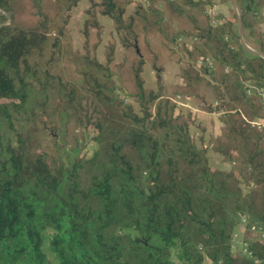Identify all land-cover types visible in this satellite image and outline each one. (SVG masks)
Returning <instances> with one entry per match:
<instances>
[{
  "label": "trees",
  "instance_id": "1",
  "mask_svg": "<svg viewBox=\"0 0 264 264\" xmlns=\"http://www.w3.org/2000/svg\"><path fill=\"white\" fill-rule=\"evenodd\" d=\"M85 1L0 0V264H264V0Z\"/></svg>",
  "mask_w": 264,
  "mask_h": 264
},
{
  "label": "crops",
  "instance_id": "2",
  "mask_svg": "<svg viewBox=\"0 0 264 264\" xmlns=\"http://www.w3.org/2000/svg\"><path fill=\"white\" fill-rule=\"evenodd\" d=\"M213 5L208 6L206 10H209L210 14L213 15H225L227 16L230 13V10L233 8V0H212ZM238 11V10H237ZM219 19V18H217ZM218 21V20H217ZM255 21L257 23L258 30L261 34L264 36V1L261 4L258 14L255 17ZM219 23V21H218ZM235 31L239 35V38L241 37L246 44V46L254 50L258 46V40L256 37L253 36H247L245 32L241 29V21L240 16L238 15V19L236 21V24L234 26ZM262 96L264 99V88L261 90ZM185 106L190 108L195 117L200 120V122L205 126V142L208 140V138L211 135H217L220 132L221 128V122L218 119V114L216 112H205L201 109L200 103L197 101L196 98H190L184 101L183 103ZM207 155L209 158V162L211 165H216L221 161V155L217 152H214L212 150L207 151ZM242 236V230L238 227L236 231V239L239 240Z\"/></svg>",
  "mask_w": 264,
  "mask_h": 264
},
{
  "label": "rangeland",
  "instance_id": "3",
  "mask_svg": "<svg viewBox=\"0 0 264 264\" xmlns=\"http://www.w3.org/2000/svg\"><path fill=\"white\" fill-rule=\"evenodd\" d=\"M85 4H86V1L81 0L80 4L74 9V13L71 18L72 22H70L68 25L69 31H70L69 32L70 41H71L73 48H76L82 44V36L76 27V24H77L76 20L79 19L81 15L83 14V8ZM99 18L102 21V23L106 26V32L108 35L110 30L112 29L110 18L107 16H99ZM107 35L106 33L104 34L105 37H107ZM168 75H165L166 79H169ZM141 78L143 79L146 88H152L154 86L155 81L153 79V70L151 66H149L148 62H146V65L143 67Z\"/></svg>",
  "mask_w": 264,
  "mask_h": 264
},
{
  "label": "built area",
  "instance_id": "4",
  "mask_svg": "<svg viewBox=\"0 0 264 264\" xmlns=\"http://www.w3.org/2000/svg\"><path fill=\"white\" fill-rule=\"evenodd\" d=\"M214 24H215V22L213 21V20H211ZM245 46H246V44H245ZM262 89L260 88V91H261ZM177 103H180L179 101L177 102ZM258 128H263L264 127V119L263 120H260V121H256L255 123H254ZM263 235V234H262ZM232 248H234V247H232ZM246 253L247 254H249V252H247L246 251Z\"/></svg>",
  "mask_w": 264,
  "mask_h": 264
},
{
  "label": "water",
  "instance_id": "5",
  "mask_svg": "<svg viewBox=\"0 0 264 264\" xmlns=\"http://www.w3.org/2000/svg\"><path fill=\"white\" fill-rule=\"evenodd\" d=\"M239 41H240V43H241L245 48H247V50H249L250 52L255 53V54H258V55H261V56L264 57V53H261V52L255 51V50H251V49H249L247 46H245V43H244V41H243V39H242L241 37L239 38Z\"/></svg>",
  "mask_w": 264,
  "mask_h": 264
}]
</instances>
